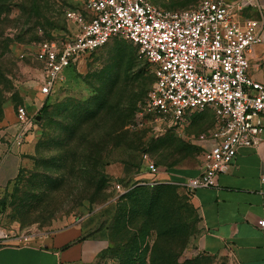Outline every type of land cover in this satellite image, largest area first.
Returning <instances> with one entry per match:
<instances>
[{"label":"rangeland","instance_id":"obj_1","mask_svg":"<svg viewBox=\"0 0 264 264\" xmlns=\"http://www.w3.org/2000/svg\"><path fill=\"white\" fill-rule=\"evenodd\" d=\"M0 1H4L0 14V123H9L22 106L40 116L33 165L23 169L0 194V232L18 240L39 241L44 234L84 224L90 235L102 231L109 242L104 258L97 264H120L109 250L116 247L122 253L128 245L122 242L126 233L118 218L137 200L138 193L132 198L128 194L139 186L151 190L167 186L170 191L162 196L153 216L147 218L152 230L140 250L142 262L150 264L154 246L158 244L160 250L170 241L168 248L179 254L180 264H213L211 258L198 254L194 247L200 230L199 216L182 183L168 179L149 184L150 179H143L148 175L143 161L145 152L167 172L198 169L207 149L202 138L215 133L213 111L190 112L181 122L157 119L149 113L147 101L155 83L152 66L144 57L138 59L149 64L140 79V68L130 62L133 52L139 57V50L120 39L81 58L67 72L57 93L47 100L39 93L42 62L38 50L47 41L76 32L77 24L69 21L66 14L75 12L88 17L87 0ZM148 1L177 12L197 7L203 0ZM107 79L136 87L134 93H142V98L129 123L132 143L107 149L102 159L107 176L104 190L99 198L91 194L94 199L88 201L84 198H90L86 195L89 179L77 167L81 161L80 152H76L78 134L66 131L65 138L58 140L61 130L55 123L59 121V107L68 105L73 110L64 126L77 124L82 105L98 95L100 86H108ZM46 100L49 111L44 114L40 110ZM117 185L122 190L126 188V192L117 191Z\"/></svg>","mask_w":264,"mask_h":264},{"label":"built area","instance_id":"obj_2","mask_svg":"<svg viewBox=\"0 0 264 264\" xmlns=\"http://www.w3.org/2000/svg\"><path fill=\"white\" fill-rule=\"evenodd\" d=\"M255 0H203L197 7L168 11L148 0H87L89 16L68 12L77 30L47 41L38 50L42 62L39 93L48 98L77 62L120 39L135 45L152 66L155 83L147 110L157 119L181 122L193 111L211 110L215 133L205 139L201 174L182 185L190 196L218 186L242 148L259 145L264 133V85L249 76V54L262 42L257 20L238 15ZM16 144L37 131L36 115L17 110ZM156 119V121H158ZM149 184L161 183L162 170L143 154ZM264 180V179H263ZM143 184V183H142ZM117 191L125 193L120 185ZM264 228V221L259 222ZM0 235V243L9 242Z\"/></svg>","mask_w":264,"mask_h":264},{"label":"crops","instance_id":"obj_3","mask_svg":"<svg viewBox=\"0 0 264 264\" xmlns=\"http://www.w3.org/2000/svg\"><path fill=\"white\" fill-rule=\"evenodd\" d=\"M237 18L241 22L252 19L261 24L262 42L249 54L248 73L264 85V0H255ZM9 120L0 123V194L23 169L33 165L38 144L35 131L19 147L15 138L17 117ZM205 146L208 148L210 142H205ZM203 162L192 171L162 170L159 178L183 184L201 174ZM151 178L150 174L143 176V179ZM263 179L264 133L259 145L239 150L230 170L218 177L217 187L198 189L190 195L200 219L194 242L198 254L211 258L213 264H264V228L259 225L264 221ZM8 238L9 242L0 243V264H97L109 247L102 231L90 235L84 224L44 234L39 241Z\"/></svg>","mask_w":264,"mask_h":264},{"label":"trees","instance_id":"obj_4","mask_svg":"<svg viewBox=\"0 0 264 264\" xmlns=\"http://www.w3.org/2000/svg\"><path fill=\"white\" fill-rule=\"evenodd\" d=\"M3 6L4 1H0V14L3 11ZM139 58L143 57L140 55L138 57L137 54L133 52L130 62L133 67L140 68L139 78L143 79L144 75L147 73L149 64H144L142 61L138 60ZM73 67L74 65L66 71V74ZM106 84H108L106 87L101 84L103 86L98 88V95L82 105L83 112L77 119V124L64 126L68 114L73 110L68 105L59 107V121L55 123L61 130V133L57 136L58 138H56L58 140L65 138L64 133L66 131L67 133L69 131V133L73 132V134H78L77 140H79V142L76 147V152H80L79 158H81V161L77 162V164L79 163L80 165L77 167L84 171V175L89 179L88 184L90 187H88L86 195H89L90 198H87V196L84 198L88 201L94 199L91 194H95V197L99 198L104 190L107 176L102 169V159L107 149L128 147L132 143L133 139L130 133L129 123L138 102L142 98V93H134L136 87L131 88L130 86L121 85L116 79L114 81L107 79ZM55 93L57 92L55 91L54 94ZM47 100L40 110V112L44 114L49 111ZM39 117L36 115L35 119L37 124V118ZM84 125L87 126L86 129H83V127H85ZM52 126L53 125H51V127ZM33 160L35 159L33 158ZM155 164L158 166L157 163ZM75 168L76 166L73 167V169ZM168 191H170V187L167 186H160L155 188V190L139 186L128 194L130 198H132L133 194L138 193L137 200L133 201L132 206L126 208V211L122 212L118 218V224L121 226L123 232L126 233L122 242L128 245L122 253H120V250L116 247L112 248L110 246L111 249L109 250V253L112 254L120 264H147L146 262H142L140 250L146 242L148 233L152 230V228H148V219L153 216L155 210H157L162 202V196ZM127 211L130 212L127 213ZM169 242H166L165 246L161 247L160 250L158 244L154 246L152 256L150 257V264H180L178 261L179 254L172 251L171 248H168ZM103 258L104 254L100 261Z\"/></svg>","mask_w":264,"mask_h":264},{"label":"water","instance_id":"obj_5","mask_svg":"<svg viewBox=\"0 0 264 264\" xmlns=\"http://www.w3.org/2000/svg\"><path fill=\"white\" fill-rule=\"evenodd\" d=\"M40 119V117L39 118H37V120H39Z\"/></svg>","mask_w":264,"mask_h":264}]
</instances>
